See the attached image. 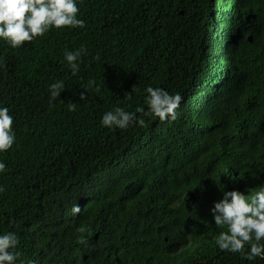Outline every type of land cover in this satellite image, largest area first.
<instances>
[{"label":"trees","instance_id":"1","mask_svg":"<svg viewBox=\"0 0 264 264\" xmlns=\"http://www.w3.org/2000/svg\"><path fill=\"white\" fill-rule=\"evenodd\" d=\"M78 7L84 28L0 41L16 134L0 153V234L18 236L16 264H264L220 251L210 212L224 190L264 186V0ZM81 47L73 75L64 52ZM148 87L181 96L174 121L150 113ZM115 107H143L144 126L102 127Z\"/></svg>","mask_w":264,"mask_h":264},{"label":"clouds","instance_id":"2","mask_svg":"<svg viewBox=\"0 0 264 264\" xmlns=\"http://www.w3.org/2000/svg\"><path fill=\"white\" fill-rule=\"evenodd\" d=\"M79 3L80 0H0V41L15 49L32 43L52 29L84 28V20L78 18ZM82 55H86L84 47L64 52V60L73 75L80 70ZM64 89L63 81L52 83L49 86V103L56 101ZM145 91L146 104L154 117L161 122L177 118L181 102L179 94L173 95L153 87ZM79 99H86L84 92L79 94ZM68 110L75 111L76 104H69ZM144 111L143 107L136 109L139 113ZM136 112L115 107L103 114L100 124L109 130H125L130 125L143 127L145 121L137 119ZM13 123L9 108L0 105V153L12 149L16 142ZM6 171V164L0 160V174ZM3 192L4 187L0 186V193ZM73 212L78 213L79 208H74ZM210 212L215 226L226 228L214 238L220 251L239 253L247 260L264 259V186L252 191L251 195L224 190L222 197L213 202ZM18 245L19 238L14 232L0 234V264H16L19 253L15 249Z\"/></svg>","mask_w":264,"mask_h":264}]
</instances>
